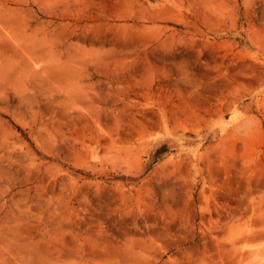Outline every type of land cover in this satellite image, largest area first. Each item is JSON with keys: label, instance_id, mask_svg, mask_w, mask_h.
<instances>
[{"label": "rangeland", "instance_id": "obj_1", "mask_svg": "<svg viewBox=\"0 0 264 264\" xmlns=\"http://www.w3.org/2000/svg\"><path fill=\"white\" fill-rule=\"evenodd\" d=\"M0 264H264V0H0Z\"/></svg>", "mask_w": 264, "mask_h": 264}]
</instances>
